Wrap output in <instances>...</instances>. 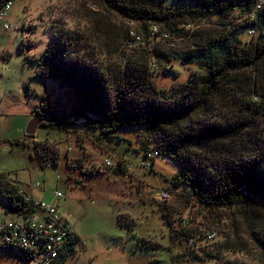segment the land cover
I'll return each instance as SVG.
<instances>
[{
  "label": "rangeland",
  "instance_id": "obj_1",
  "mask_svg": "<svg viewBox=\"0 0 264 264\" xmlns=\"http://www.w3.org/2000/svg\"><path fill=\"white\" fill-rule=\"evenodd\" d=\"M259 1L263 6L264 0ZM11 2L10 28L0 29V174L30 186L39 183L41 188L33 194L55 202L78 237L73 251L64 253L62 264H264V247L246 233L242 220H231L227 209L200 205L185 189L168 186L166 179L178 171V164L156 155L150 159L152 167L143 168L151 162L143 158V150L153 153L155 148L141 128H122L115 132L116 138L106 139L85 128L81 120L65 130L55 125L51 115L38 113L53 125L37 127L33 141L25 135L44 100L51 108L58 107L56 113L61 117L79 103L66 88L34 75L50 45L51 26L61 24L68 32L80 34L85 50L102 65L147 60L155 86L166 91L198 70L179 60L156 61L148 47L156 44L161 49L181 50L187 40L146 37L142 24L127 20L98 0ZM245 19L249 17L237 18L226 29ZM217 23L214 17L201 29L213 31L220 28ZM235 33L242 42L256 36L243 29ZM163 69L175 71L177 77L164 74ZM243 76L250 82L253 73L247 69ZM221 113L229 115L228 111ZM260 125L244 145L236 142L244 154L255 140L264 146V124ZM40 145H45V151L38 153ZM51 157L56 158L53 163ZM163 190L171 192L168 202L159 198ZM55 191L63 196L54 199ZM257 209L251 231L264 241V209ZM210 232L215 233L212 240L207 239ZM190 236L192 245L187 243ZM148 244L154 249H148ZM1 251L0 264H25L19 253ZM35 262L36 258L29 264Z\"/></svg>",
  "mask_w": 264,
  "mask_h": 264
},
{
  "label": "trees",
  "instance_id": "obj_2",
  "mask_svg": "<svg viewBox=\"0 0 264 264\" xmlns=\"http://www.w3.org/2000/svg\"><path fill=\"white\" fill-rule=\"evenodd\" d=\"M7 1L0 0V6ZM98 1L127 20L142 24L146 37L149 29L157 26L159 33L174 40L186 39L188 44L181 50L170 49L168 44L170 48L161 49L155 44L148 47L149 55L159 62L179 60L198 71L170 90L159 89L147 60L102 65L85 50L80 34L68 32L61 24L53 25L50 45L44 49L34 75L66 88L79 103L61 117L56 113L58 107L51 108L44 100L36 116L51 115L55 125L65 130L81 120L85 128L106 139L116 138L115 132L122 128H141L157 154L179 166L166 179L170 188L185 189L200 205L227 209L231 220H242L246 233L249 231L264 247V241L251 231L255 221L252 214L257 208L264 209V146L255 140L244 154L236 143L243 144L259 129L260 122L264 124V5L258 8L259 0ZM246 15L249 19L226 29ZM214 17L220 28L209 33L201 29ZM187 25L195 27L186 29ZM240 29L252 30L256 36L242 42L235 33ZM247 69L253 73L250 82L243 76ZM163 73L177 77L173 70L163 69ZM49 125L53 124L43 120L39 126ZM261 143L264 145V138ZM40 146L38 153L45 151V145ZM147 152L143 150V157ZM40 157L44 161L42 154ZM55 159L49 160L53 163ZM150 161L149 168L153 164ZM119 167L120 163L115 171H120ZM11 192L0 174V201L10 204ZM76 241L74 235L66 253L73 251ZM152 247L148 244V249ZM5 248L19 253L25 261L31 259L25 250ZM63 253L53 264H62Z\"/></svg>",
  "mask_w": 264,
  "mask_h": 264
},
{
  "label": "built area",
  "instance_id": "obj_3",
  "mask_svg": "<svg viewBox=\"0 0 264 264\" xmlns=\"http://www.w3.org/2000/svg\"><path fill=\"white\" fill-rule=\"evenodd\" d=\"M260 3V1H258ZM11 0L0 6V29L8 30L10 24L7 21V14L11 7ZM261 4L258 6V8ZM250 17L249 15H246ZM244 21V20H243ZM243 21L241 23H243ZM195 26L187 25L186 29H193ZM157 26L149 29L150 37H161L167 34L159 33ZM253 34L252 30H248ZM168 36V35H167ZM158 155L156 151L147 152L143 157L149 160L152 156ZM106 166L110 165L108 160H104ZM148 162L144 168H148ZM12 192L10 194V204L0 203V243L3 246H13L28 252L30 260L36 258L35 264H53L58 256L68 247V243L73 240L74 231L69 223L59 214L56 205L48 203L30 195L20 184L13 183L9 177H5ZM40 188L39 183L33 185ZM170 191L163 190L159 194L160 200L168 202ZM63 195L59 191L54 192V198L59 199ZM215 233L207 234V239L212 240ZM187 243L192 245L194 238L187 239Z\"/></svg>",
  "mask_w": 264,
  "mask_h": 264
},
{
  "label": "crops",
  "instance_id": "obj_4",
  "mask_svg": "<svg viewBox=\"0 0 264 264\" xmlns=\"http://www.w3.org/2000/svg\"><path fill=\"white\" fill-rule=\"evenodd\" d=\"M28 136V135H27ZM34 136V135H33ZM32 136V137H33ZM31 137V138H32ZM32 141H33V138H32ZM143 166V165H142ZM143 168H144V166H143ZM12 180H13V183H17V184H20V186H22L30 195H32L33 197H36V198H38L37 196H35L33 193H34V190H38V189H40L41 188V186H40V188H34L33 186H30L29 184H22V183H19L18 182V180H16L15 178H12ZM38 199H42V198H38ZM55 199V198H54ZM42 200H44V199H42ZM44 201H46V200H44ZM46 202H48V203H53L54 205H55V202H52V201H46ZM1 206H2V204H0V211H1ZM74 235H75V232H74ZM76 236V235H75ZM77 237V236H76ZM77 241H78V237H77ZM6 246H3L1 243H0V254L2 255V251L1 250H4V251H7V252H9V253H15L13 250H9L8 248H5ZM69 248H65L64 249V253L68 250ZM63 253V254H64ZM11 255V254H10ZM12 257L11 258H15L13 255H11ZM23 261H24V263L25 264H29V262L31 261V260H28V261H25V259L23 258Z\"/></svg>",
  "mask_w": 264,
  "mask_h": 264
},
{
  "label": "water",
  "instance_id": "obj_5",
  "mask_svg": "<svg viewBox=\"0 0 264 264\" xmlns=\"http://www.w3.org/2000/svg\"><path fill=\"white\" fill-rule=\"evenodd\" d=\"M43 119L39 116H36L30 120L25 129V135L33 136L36 132L37 127L42 123Z\"/></svg>",
  "mask_w": 264,
  "mask_h": 264
}]
</instances>
